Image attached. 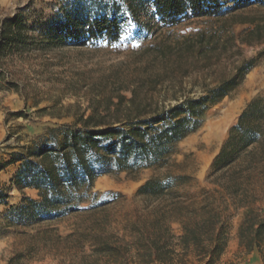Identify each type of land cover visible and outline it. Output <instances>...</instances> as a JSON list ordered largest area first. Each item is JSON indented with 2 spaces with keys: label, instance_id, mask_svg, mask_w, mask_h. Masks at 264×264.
Returning <instances> with one entry per match:
<instances>
[{
  "label": "trees",
  "instance_id": "1",
  "mask_svg": "<svg viewBox=\"0 0 264 264\" xmlns=\"http://www.w3.org/2000/svg\"><path fill=\"white\" fill-rule=\"evenodd\" d=\"M147 4L160 28L175 27L190 17L217 19L235 12L264 11V0H64L62 14L47 26L50 41L54 45L116 41L128 16H138ZM251 23L253 29L238 38L250 47L264 41V24ZM26 31L21 15L5 17L0 26V55L25 45ZM172 49L171 45L155 48L152 61L164 59ZM263 54L264 50L258 56ZM256 61V57L241 60L231 76L205 87L200 96L164 109L153 98L154 81L121 87L130 91L129 98L116 89L114 95L89 102L88 114H76L70 124L48 129L32 145L12 152L9 160H0V172L18 164L11 178L17 191L31 188L39 196V200L23 196L19 204L9 206V190L0 188V207L6 208L0 220L6 228H19L103 207L108 202H96L98 195L91 194L99 176L124 173L132 177L149 168L167 167L176 144L202 127L205 112L228 96ZM75 108L82 111L80 106ZM257 176H264L261 98L252 100L228 130L208 172L207 180L215 186L211 192L201 190L199 199L179 191L190 179L186 175L167 172L151 178L135 194L152 199L156 206L149 217L132 224L134 241L112 243L97 233L91 236V254L82 256L79 264H186L190 249L199 264H219L227 247L219 225L228 199L237 211L247 209L238 226L239 250L245 255L261 250L264 215L253 208L257 199L251 190ZM91 198L93 204L80 207ZM173 221L182 231L176 245L179 253L167 241L173 237ZM133 248L135 253L130 255Z\"/></svg>",
  "mask_w": 264,
  "mask_h": 264
},
{
  "label": "rangeland",
  "instance_id": "2",
  "mask_svg": "<svg viewBox=\"0 0 264 264\" xmlns=\"http://www.w3.org/2000/svg\"><path fill=\"white\" fill-rule=\"evenodd\" d=\"M63 5L64 0H0V26L5 17L21 15L29 38L20 48L0 55L1 161L38 141L48 129L70 124L76 114H88L87 105L94 99L114 95L116 89L129 98L130 91L120 88L131 87L135 81H154L153 98L164 109L200 96L205 87L231 76L241 60L256 57L257 61L228 96L205 112L202 127L176 144L167 167L149 168L132 177L124 173L99 176L91 194L98 195L96 202H108L103 207L19 228H6L0 220V264H79L82 256L91 254V236L97 233L112 243L131 244L132 224L149 217L156 206L152 199L137 196V189L169 172L189 176L179 191L201 199V190L215 188L207 180L208 172L228 130L252 100L264 101V54L258 56L264 41L251 47L238 42L253 29L251 21L264 24L262 10L217 19L190 17L175 27L160 28L147 4L138 16H128L116 41L54 45L47 26L62 14ZM166 45L173 47L172 52L153 62L155 48ZM17 168L18 164H11L0 172V188L9 190V206L30 197L12 185ZM251 190L257 199L253 208L264 215V176H257ZM91 204L92 198L80 207ZM226 204L219 227L227 247L219 264H264V245L248 255L239 250L238 226L247 209L237 211L229 199ZM5 210L1 206L0 214ZM170 228L173 237L167 241L176 246L182 231L176 221ZM176 251L181 248L176 246ZM134 253L133 248L130 255ZM186 264H199L192 249Z\"/></svg>",
  "mask_w": 264,
  "mask_h": 264
},
{
  "label": "crops",
  "instance_id": "3",
  "mask_svg": "<svg viewBox=\"0 0 264 264\" xmlns=\"http://www.w3.org/2000/svg\"><path fill=\"white\" fill-rule=\"evenodd\" d=\"M24 193L28 194L30 198L38 197L37 191L31 188H25Z\"/></svg>",
  "mask_w": 264,
  "mask_h": 264
}]
</instances>
